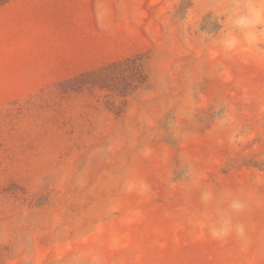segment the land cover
<instances>
[{"label":"rangeland","instance_id":"1","mask_svg":"<svg viewBox=\"0 0 264 264\" xmlns=\"http://www.w3.org/2000/svg\"><path fill=\"white\" fill-rule=\"evenodd\" d=\"M0 264H264V0L1 1Z\"/></svg>","mask_w":264,"mask_h":264},{"label":"clouds","instance_id":"2","mask_svg":"<svg viewBox=\"0 0 264 264\" xmlns=\"http://www.w3.org/2000/svg\"><path fill=\"white\" fill-rule=\"evenodd\" d=\"M233 206L238 208L239 207V204H234Z\"/></svg>","mask_w":264,"mask_h":264},{"label":"trees","instance_id":"3","mask_svg":"<svg viewBox=\"0 0 264 264\" xmlns=\"http://www.w3.org/2000/svg\"><path fill=\"white\" fill-rule=\"evenodd\" d=\"M1 1H4V0H0V2H1Z\"/></svg>","mask_w":264,"mask_h":264}]
</instances>
